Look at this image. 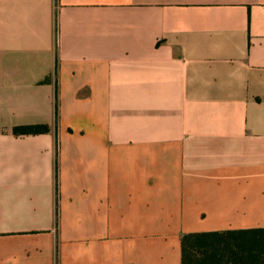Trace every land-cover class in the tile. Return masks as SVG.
I'll return each mask as SVG.
<instances>
[{"label":"crops","instance_id":"crops-1","mask_svg":"<svg viewBox=\"0 0 264 264\" xmlns=\"http://www.w3.org/2000/svg\"><path fill=\"white\" fill-rule=\"evenodd\" d=\"M252 228L264 0H0V264H182Z\"/></svg>","mask_w":264,"mask_h":264},{"label":"trees","instance_id":"trees-1","mask_svg":"<svg viewBox=\"0 0 264 264\" xmlns=\"http://www.w3.org/2000/svg\"><path fill=\"white\" fill-rule=\"evenodd\" d=\"M50 131L47 124L25 125L16 134ZM182 264H264V228L185 234Z\"/></svg>","mask_w":264,"mask_h":264}]
</instances>
